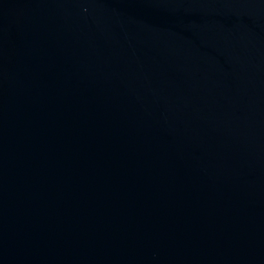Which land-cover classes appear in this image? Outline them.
<instances>
[{
    "label": "water",
    "instance_id": "obj_1",
    "mask_svg": "<svg viewBox=\"0 0 264 264\" xmlns=\"http://www.w3.org/2000/svg\"><path fill=\"white\" fill-rule=\"evenodd\" d=\"M0 264H264V0H0Z\"/></svg>",
    "mask_w": 264,
    "mask_h": 264
}]
</instances>
